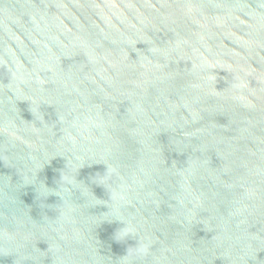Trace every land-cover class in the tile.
<instances>
[{
	"label": "water",
	"instance_id": "water-1",
	"mask_svg": "<svg viewBox=\"0 0 264 264\" xmlns=\"http://www.w3.org/2000/svg\"><path fill=\"white\" fill-rule=\"evenodd\" d=\"M0 264H264V0H0Z\"/></svg>",
	"mask_w": 264,
	"mask_h": 264
}]
</instances>
